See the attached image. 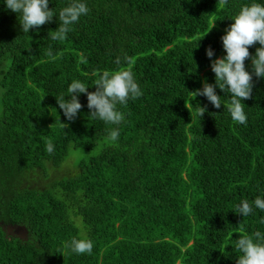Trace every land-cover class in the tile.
<instances>
[{
	"label": "trees",
	"instance_id": "obj_1",
	"mask_svg": "<svg viewBox=\"0 0 264 264\" xmlns=\"http://www.w3.org/2000/svg\"><path fill=\"white\" fill-rule=\"evenodd\" d=\"M68 2L49 8L58 14ZM247 2L87 0L63 41L51 39L56 17L23 33L0 5V264H236L235 240L264 232V212L232 210L264 198V79L253 76L243 101L246 126L231 119L219 88V109L193 92L215 83L205 50L225 54L221 36ZM124 55L131 63L114 64ZM117 67L143 90L117 105L124 121L89 118L85 94L66 121L56 97L68 84L95 91L93 72ZM79 148L95 152L67 176H49ZM9 225L26 227V238L7 234ZM73 237L90 239L92 253L64 247Z\"/></svg>",
	"mask_w": 264,
	"mask_h": 264
},
{
	"label": "clouds",
	"instance_id": "obj_2",
	"mask_svg": "<svg viewBox=\"0 0 264 264\" xmlns=\"http://www.w3.org/2000/svg\"><path fill=\"white\" fill-rule=\"evenodd\" d=\"M50 0H0V5L18 15L19 24L23 33L31 30L39 31L40 26L45 25L56 17L59 27L51 39L63 41L72 31L73 26L89 12L87 0H69L58 14L49 8ZM233 20L221 36L225 54L213 59L214 49L209 46L206 56L210 60L211 71L214 73L215 83H209L206 79L202 87L195 90L196 96L206 98L214 108L221 107V95L217 94V88L230 97L227 111L231 119L239 125H247L248 115L243 101L252 95L254 87L253 76L264 79V0H248L242 4L239 11L233 16ZM258 44L254 54L250 53L249 47ZM52 55L51 51L47 53ZM251 61V70L245 66V61ZM131 63L128 56H116L114 64L120 66ZM95 78V91H88L80 79H73L67 86V96L57 98L58 108L63 112L66 121H73L82 108L80 95L85 94L89 118L103 121L105 124L120 125L125 115L117 105H126L128 101L136 100L143 95V90L138 84L132 71L117 67L113 71L103 70L93 72ZM224 95V96H225ZM224 105V104H223ZM200 106V105H199ZM202 117L206 108L201 107ZM110 141L119 138L118 128L110 131ZM45 150L51 154L54 145L47 143ZM264 212V198L257 196L253 201L241 200L232 210L244 218L252 215L254 210ZM260 224L264 225V217H260ZM234 251L238 253L236 264H264V232L259 230L251 235H243L235 240ZM64 247L75 254H91L93 242L86 238L73 237L67 241Z\"/></svg>",
	"mask_w": 264,
	"mask_h": 264
},
{
	"label": "rangeland",
	"instance_id": "obj_3",
	"mask_svg": "<svg viewBox=\"0 0 264 264\" xmlns=\"http://www.w3.org/2000/svg\"><path fill=\"white\" fill-rule=\"evenodd\" d=\"M0 109H1V101H0ZM94 152L95 151H89V150L84 149V148L71 149L70 155L67 157V159L65 160V162L62 165L63 170H60L57 172V170L53 168L50 170L49 176H50V174H51V176H55V174L63 175L64 173H66V176H67V173H69L72 169L76 168V166L79 164V162L82 159L89 158L90 156L93 155ZM47 175H48V173H47Z\"/></svg>",
	"mask_w": 264,
	"mask_h": 264
},
{
	"label": "water",
	"instance_id": "obj_4",
	"mask_svg": "<svg viewBox=\"0 0 264 264\" xmlns=\"http://www.w3.org/2000/svg\"><path fill=\"white\" fill-rule=\"evenodd\" d=\"M5 228L7 230V234H9L11 236H18V237L21 236L22 238L23 237L26 238V236L28 234V230L24 226L9 225Z\"/></svg>",
	"mask_w": 264,
	"mask_h": 264
}]
</instances>
